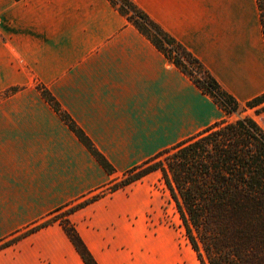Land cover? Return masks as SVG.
<instances>
[{"label":"crops","instance_id":"1","mask_svg":"<svg viewBox=\"0 0 264 264\" xmlns=\"http://www.w3.org/2000/svg\"><path fill=\"white\" fill-rule=\"evenodd\" d=\"M135 2L238 102L264 92L257 0ZM37 84L114 173L99 164ZM11 87L18 90L0 97V240L225 117L108 0H0V92ZM140 180L68 215L98 264H165L140 249L145 226L133 217L144 216L151 200L147 187L131 190ZM0 264L85 262L56 221L0 249Z\"/></svg>","mask_w":264,"mask_h":264},{"label":"trees","instance_id":"2","mask_svg":"<svg viewBox=\"0 0 264 264\" xmlns=\"http://www.w3.org/2000/svg\"><path fill=\"white\" fill-rule=\"evenodd\" d=\"M126 20L225 113L195 135L163 149L112 178L77 203L52 212L20 233L0 240V249L52 222H58L85 264H98L68 215L119 188L160 171L192 248L201 264H264V129L249 115L229 120L241 103L226 91L204 64L153 20L135 0H108ZM264 35V0H257ZM41 96L74 132L99 164L115 169L51 92L37 84ZM10 91H17L12 87ZM264 102V92L245 101L246 108ZM63 212L61 220L55 214Z\"/></svg>","mask_w":264,"mask_h":264},{"label":"rangeland","instance_id":"3","mask_svg":"<svg viewBox=\"0 0 264 264\" xmlns=\"http://www.w3.org/2000/svg\"><path fill=\"white\" fill-rule=\"evenodd\" d=\"M9 89L0 92V97L13 93ZM244 103H241L239 111L228 119L234 120L239 116L249 115L264 129V102L256 108H246ZM142 186L147 187L151 198L150 210L144 216L134 215L133 217L134 224L145 226L140 247L142 254L148 258L158 257L165 264L173 262L176 264H201L196 251L190 244L175 203L161 179L160 171H154L143 179L141 178L140 182L134 184L131 190L139 192ZM55 215L58 220H61L63 212H58Z\"/></svg>","mask_w":264,"mask_h":264}]
</instances>
